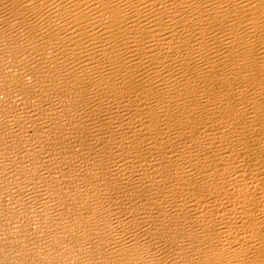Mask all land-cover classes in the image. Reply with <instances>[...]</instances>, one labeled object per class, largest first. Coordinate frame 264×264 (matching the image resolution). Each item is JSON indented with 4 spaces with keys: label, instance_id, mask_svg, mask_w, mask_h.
Segmentation results:
<instances>
[{
    "label": "bare ground",
    "instance_id": "obj_1",
    "mask_svg": "<svg viewBox=\"0 0 264 264\" xmlns=\"http://www.w3.org/2000/svg\"><path fill=\"white\" fill-rule=\"evenodd\" d=\"M218 1L0 0V264H264V61Z\"/></svg>",
    "mask_w": 264,
    "mask_h": 264
},
{
    "label": "rangeland",
    "instance_id": "obj_2",
    "mask_svg": "<svg viewBox=\"0 0 264 264\" xmlns=\"http://www.w3.org/2000/svg\"><path fill=\"white\" fill-rule=\"evenodd\" d=\"M219 1L223 2V0H219ZM238 1H241L240 6L246 5L247 7V5L249 4L247 8L248 9L247 12H248V17H250V19L249 22H247L242 28V33L247 34L249 37V41L245 47V50L247 51L254 50L256 53L255 55L256 59L259 61H264V27L262 25V18H260L261 15L264 16V9H261L264 8V0H238ZM224 10L219 8V12L221 13ZM252 23L255 24L252 25ZM231 38H233L232 35L229 36V38H227L228 41H232ZM213 55H215L216 61L220 60L217 59L220 57V55L222 56L221 51H215V54ZM212 67L217 68L219 73H223V68L221 67V65H218L216 62L212 64L209 63V65L205 66V70H208V68H212ZM213 88L214 91H217L216 89H218V86L215 84Z\"/></svg>",
    "mask_w": 264,
    "mask_h": 264
}]
</instances>
